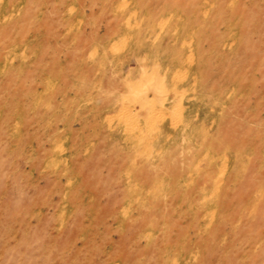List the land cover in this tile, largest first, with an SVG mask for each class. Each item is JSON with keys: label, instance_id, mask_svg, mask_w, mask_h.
<instances>
[{"label": "rangeland", "instance_id": "obj_1", "mask_svg": "<svg viewBox=\"0 0 264 264\" xmlns=\"http://www.w3.org/2000/svg\"><path fill=\"white\" fill-rule=\"evenodd\" d=\"M0 264H264V0H0Z\"/></svg>", "mask_w": 264, "mask_h": 264}]
</instances>
